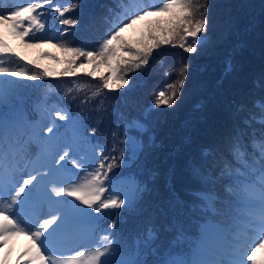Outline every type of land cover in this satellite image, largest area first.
I'll return each mask as SVG.
<instances>
[{"label": "trees", "instance_id": "16d2710c", "mask_svg": "<svg viewBox=\"0 0 264 264\" xmlns=\"http://www.w3.org/2000/svg\"><path fill=\"white\" fill-rule=\"evenodd\" d=\"M71 3L78 7L64 17L54 11V6ZM118 3L119 0H52L51 5L38 9L43 13L45 27L33 29V36L39 40L25 37V42L39 46L25 48L13 36L7 44L21 52L24 59L15 55L0 59L5 60L6 67L36 72L48 68L57 75L36 81L0 76V120L9 111H17L24 124H43L46 128L54 122L53 133L48 135H56L73 116L81 137L78 145L82 149L91 147L94 164L102 158L98 155L101 150L118 161L119 166L109 173V181L120 179L125 190L121 198L126 194L128 200L119 209L99 213L96 232L114 237L115 251L131 255L133 262L192 261L204 225L214 221L230 226L236 215L227 200L236 199L227 191L232 183L229 176H221L217 169L214 183H204L190 173L186 161L194 152L211 151L205 146L213 144L225 118L231 119L229 111L238 100L256 113L252 129L259 140V108L253 105L264 100V92L244 90L242 85L250 81H241L235 73L225 75V66L231 58L245 77L253 79L264 71V0H208L209 24L206 34H200L203 40L198 50L186 53L178 41L175 47L161 45L153 49L148 65L127 72L129 84L121 88L102 89V75L109 73L99 66L89 76L93 67L87 66L83 57L73 65V75H60L69 66V57L59 45L98 51L112 26L110 21ZM63 18L76 19L78 23L62 25ZM166 19L162 15L149 16L123 36L135 41L153 23ZM61 32L65 34L61 36ZM82 63L86 67L80 69ZM36 64L42 68L37 69ZM184 64L189 66L188 72L175 104L156 107L157 93L172 91L168 86L180 78L179 69ZM97 89L101 90L94 95ZM57 111L68 119L59 120ZM249 151L254 150L250 147ZM229 160L233 167L242 164L231 157ZM206 191L212 192L219 213L202 200ZM113 221L115 228L110 227ZM150 233L152 239H148Z\"/></svg>", "mask_w": 264, "mask_h": 264}, {"label": "snow or ice", "instance_id": "6c2138e0", "mask_svg": "<svg viewBox=\"0 0 264 264\" xmlns=\"http://www.w3.org/2000/svg\"><path fill=\"white\" fill-rule=\"evenodd\" d=\"M51 4L52 0H24L23 5L0 9V29H6L18 38L25 48L38 47L39 43H26L25 37L39 40L33 36V29L42 30L45 25L42 22L43 13L37 10ZM77 7L76 3H71L67 6H54V11L59 17H64L65 13ZM113 11L115 16L110 21L112 26L98 51L59 45L69 57V66L60 75H73V65L78 58L83 57L87 66L93 67V71L87 73L89 76H93L99 66H104L109 73L107 76L101 74L102 89L121 88L129 84V80L125 78L127 72L148 65L153 49H158L161 45L171 44L175 47L178 41V46L184 52H196L203 40L200 34H206L209 24L208 0H157L156 3L128 0L127 4L124 0H119ZM153 15L166 16L167 19L153 23L135 41L124 38L123 33L127 29ZM60 23L75 26L78 21L63 18ZM64 34L60 33L61 36ZM11 55L24 59L21 52L8 46L0 32V57L10 58ZM35 67L42 68L39 64ZM85 67L83 63L79 65L80 69ZM188 67L187 64L180 67V78L168 86L172 89L170 93H157L156 107H171L175 104L185 85ZM233 73L241 81H250L242 85L244 90L259 89L264 92V71L255 79L245 77L243 70L229 58L226 61L225 75ZM53 75L57 74L48 68L36 72L25 70L24 67H6L5 60L0 59V76L36 81ZM100 90L97 89L94 95H98ZM68 91L71 92L72 89ZM253 106L259 108L258 122L261 127L258 142L256 131L252 129L257 122L256 113L238 100L229 111L231 119L225 118L213 144L205 146L210 147L211 151L194 152L186 161L190 173L204 183H214L213 176L217 169L221 176L230 177L232 183L227 191L238 201L239 212L234 220L239 226L224 229L217 225L211 229L217 233H225V243L215 259L171 261L168 264H264V100L255 102ZM55 115L59 120L68 119L60 111ZM53 127L54 122L45 128L43 124H24L19 120L12 124L0 121V248L9 244L15 236L24 235L29 240V246L22 253L26 257L24 264H115L109 259L115 251L114 237L109 234L100 235L98 245L87 252L81 250L68 256L57 252L55 239L84 215L91 216L85 209L99 214L103 210L119 209L128 200L126 194L121 198L120 193L104 197L105 192L109 191L105 187L109 173L119 166L114 156L104 155L101 150L98 155L102 158L96 165L89 164L83 157L74 159L71 156V145L61 149L54 136L48 135L53 133ZM92 131L95 133L97 130L93 128ZM186 139L190 142V138ZM246 140H250L251 144H246ZM31 144L38 148L35 159L30 152ZM250 147L254 150L251 153ZM229 157L237 161L243 160L244 163L233 167ZM68 164L79 171L73 173L66 166ZM85 168L91 170L84 172ZM81 172L84 174L81 175ZM22 173L27 175L21 177ZM212 196L211 191H206L202 200L219 213L220 207ZM26 210H31V217H26ZM110 227L115 228L116 222L113 221ZM152 238L150 233L148 239ZM125 264L140 262L128 261Z\"/></svg>", "mask_w": 264, "mask_h": 264}, {"label": "rangeland", "instance_id": "374dc122", "mask_svg": "<svg viewBox=\"0 0 264 264\" xmlns=\"http://www.w3.org/2000/svg\"><path fill=\"white\" fill-rule=\"evenodd\" d=\"M128 2V0H127ZM127 2L125 4H127ZM148 3H156L157 0H146ZM22 0L12 1V0H0V9H7L12 7L13 5H22ZM0 32L3 33V38L5 40H10L12 35L6 29H0ZM18 121L15 115L10 114L7 116L5 124H12ZM55 142L60 145L62 149L66 145L72 146L71 156L74 159L79 160L83 157L89 164H93L91 161V154L89 151H82L78 149L75 145L78 141L79 134L78 130L75 126L74 119L71 118L65 124L62 133L60 135L54 136ZM32 158L35 159V155L38 152V148L35 144H31L29 146ZM71 171L77 172L78 169L72 168L70 164L66 165ZM91 169L85 168L84 172H87ZM81 172V175L84 174ZM27 173H22L21 177H25ZM22 182V181H21ZM123 183H120L119 180H116L112 187L109 189V194L120 193L123 194L122 188H120ZM107 188V186L105 185ZM69 199V198H65ZM230 201V200H228ZM233 202L234 201H230ZM79 203V202H76ZM81 208H85V206L80 205ZM86 213H91V216L84 215L81 217L77 222L72 224L64 233L60 234L55 239V247L58 253H62L65 256L74 255L77 251H89L91 248L96 247L98 245L99 237L94 233L93 228L96 223V217L91 212V209H85ZM31 210H26L25 215L26 217H31ZM234 225H231L230 229L238 227L239 225L236 223L233 218H231ZM217 225L223 226L224 229H228L229 226L209 221L204 225V230L202 232V236L198 238L196 243V248L193 254V260L198 259H206L212 260L215 259L216 256L214 255L215 248L213 246H217L221 249L222 245L225 243V233H217L212 231ZM226 226V227H225ZM206 230H208L206 232ZM223 242V244H222ZM21 243V245H19ZM79 244V247L75 248L73 246ZM81 244V245H80ZM29 246V240L27 236L19 235L15 236L9 244L4 245L3 248H0V264H24L26 257L22 256V253L25 249ZM213 252V254L210 253ZM110 260L115 262V264H125V262L131 261V257H120L113 254L109 257ZM169 260L168 262H171ZM176 261V260H175ZM168 262L164 264H168Z\"/></svg>", "mask_w": 264, "mask_h": 264}, {"label": "bare ground", "instance_id": "6f19581e", "mask_svg": "<svg viewBox=\"0 0 264 264\" xmlns=\"http://www.w3.org/2000/svg\"><path fill=\"white\" fill-rule=\"evenodd\" d=\"M19 245H21V243H19ZM80 245H81V244H80ZM71 246H73V245L71 244ZM73 247L77 248V247H79V244H77V245H75V246H73ZM213 247L215 248L214 255L217 257V253H218L221 249L218 248L217 246H213ZM210 253L213 254V252H211V251H210Z\"/></svg>", "mask_w": 264, "mask_h": 264}]
</instances>
